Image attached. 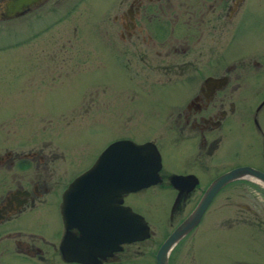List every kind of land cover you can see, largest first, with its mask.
I'll list each match as a JSON object with an SVG mask.
<instances>
[{"label": "flooded vegetation", "instance_id": "af4514ba", "mask_svg": "<svg viewBox=\"0 0 264 264\" xmlns=\"http://www.w3.org/2000/svg\"><path fill=\"white\" fill-rule=\"evenodd\" d=\"M61 8L87 38L38 66L83 86L92 125L115 132L89 154L85 141L0 145V264H158L217 176L241 165L264 175V0H0V32ZM143 124L157 134L125 131ZM121 139L160 155L135 163L112 145ZM166 262L264 264V178L219 187Z\"/></svg>", "mask_w": 264, "mask_h": 264}, {"label": "rangeland", "instance_id": "374dc122", "mask_svg": "<svg viewBox=\"0 0 264 264\" xmlns=\"http://www.w3.org/2000/svg\"><path fill=\"white\" fill-rule=\"evenodd\" d=\"M62 10L16 23L8 22L5 31L0 32V44L4 46L0 50V86L5 88V97L0 99V145L27 150L48 141L58 148L69 145L78 149L85 141L86 154H89L100 140L115 132L103 122L92 125L96 115L84 113L89 102L79 92L84 90L83 86L62 82L59 77L42 72L38 66L39 61L47 65L51 58L48 49L64 43L85 42L87 38L86 32L72 34L68 26L77 14L59 19L63 17ZM86 42L93 43V36ZM94 84L85 85V90L96 91ZM95 102L92 100L91 106H95ZM125 131L135 138L157 134V130L148 129L146 124L139 130L134 125ZM238 234L237 230L231 231V235Z\"/></svg>", "mask_w": 264, "mask_h": 264}, {"label": "water", "instance_id": "95a60500", "mask_svg": "<svg viewBox=\"0 0 264 264\" xmlns=\"http://www.w3.org/2000/svg\"><path fill=\"white\" fill-rule=\"evenodd\" d=\"M113 146H119L124 147L128 146L130 152L129 154L134 153L135 155V163H142L144 160L137 158L139 155H143L145 153L148 154L149 149L151 148L150 154H153L155 156L160 155L158 149L154 145V147H150V143H137L130 139H121L118 141H115ZM133 150V151H132ZM96 164H93L88 171H94L96 170ZM251 171L258 176L264 178L263 173L260 171L248 167V166H237L230 170H227L217 176L213 182L210 184L209 188L205 192V194L202 196L201 200L199 201L198 205L192 210V212L179 224L177 225L173 231L168 235L167 239L163 242L157 257L158 264H167L166 262V252L168 248L179 238L181 237L185 232H187L197 221L200 219V216L205 209L207 203L212 198L213 194L217 191L219 187H221L223 184H225L227 181L242 176V173ZM136 176H138L136 174ZM136 216L142 219V217L136 213Z\"/></svg>", "mask_w": 264, "mask_h": 264}]
</instances>
